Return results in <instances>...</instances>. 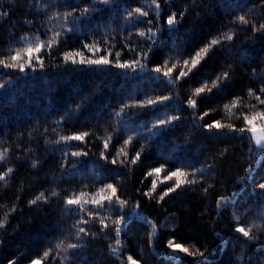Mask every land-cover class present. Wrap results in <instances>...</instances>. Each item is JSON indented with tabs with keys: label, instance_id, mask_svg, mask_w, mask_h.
<instances>
[{
	"label": "trees",
	"instance_id": "trees-1",
	"mask_svg": "<svg viewBox=\"0 0 264 264\" xmlns=\"http://www.w3.org/2000/svg\"><path fill=\"white\" fill-rule=\"evenodd\" d=\"M84 8L89 12L75 24L72 17L64 20V12L80 16ZM136 8L147 13L140 20H151L152 24L138 23L134 11L128 16L126 10ZM56 13L61 14L59 19ZM172 13L179 20L176 30L166 24ZM245 13L249 23L241 30L235 21ZM262 16L260 0H111L107 5L101 0H0V59L12 63L9 57L20 50L19 62L25 63L24 49L45 44L40 53L33 52V60L38 55L43 67L25 63V71L20 72L0 65V84L4 85L0 88V153L6 150L0 174L8 167L13 169L0 181V222H4L0 228V264H31L34 259H41L42 264H124L129 255L139 264H193L194 257L179 252L172 259L167 246L172 238L192 252L203 251L207 264H264V197L255 189L256 183L264 181V154L257 152L248 134L240 139V133H229L227 127L218 134L198 129L195 124L203 121L194 122L190 115L193 110L187 107L191 96L198 99L197 112L216 109L205 121L218 119L236 128L244 126L241 111L249 118L264 112V105L248 96V89L260 95L264 86V32L250 30L253 23L259 26ZM149 28L156 33L155 44L141 43L145 38L139 32L147 33ZM229 29L235 33L233 40L213 47L196 69L175 82L174 91L170 92L159 78L154 79L173 63L175 77L184 59ZM85 43L98 49L95 55L83 48ZM149 47L152 50L147 59H140L143 70L140 65L134 69L115 66L130 62ZM132 48L135 53L129 51ZM105 49L111 52L109 65H80L64 59L65 53L77 51L96 59L107 55ZM116 53L120 54L118 60ZM157 66H161L160 74L153 71ZM225 70L230 72L231 83L221 84L223 92L218 94L213 89L210 99L193 95L201 81L211 86V80ZM158 96L172 98L171 106L163 111L174 115L173 109L178 110L181 120L178 127L150 136L148 128L155 113L139 104ZM236 97L240 98L237 107L224 110V105ZM121 108L124 112L115 116ZM256 124L261 128L264 121L257 119ZM83 133H88L84 141H60L61 136ZM106 140L109 148L104 151ZM121 147L128 155L117 157L116 165L102 159V151L111 159ZM75 151L88 155H65ZM137 151L141 157L136 164L120 163L130 161ZM162 164L169 171H195L196 176L193 183L183 184L157 202L158 194L174 183H161L166 173L159 178L147 176ZM206 165L210 167L201 177L197 170ZM250 166L255 169V179L242 184L240 177ZM153 179L158 187L149 199L144 193ZM108 183L128 201L127 207L120 209L127 224L119 237L123 246L119 257L110 250V245L116 246V225L111 223L118 218L116 208L106 206L93 217L87 210L95 206L85 205L83 213H75L67 211L65 203L72 193L83 192L84 199L110 194L107 190L99 192ZM41 192L46 201L31 204ZM233 193L239 194L237 198L218 209L220 197ZM81 215L94 221L79 225L90 229L89 235L77 249H57L55 245L64 237L65 244L77 242L73 225ZM145 217L154 222V234ZM100 218L108 227L103 228ZM237 222L260 224V230H253L256 238L249 240L235 233ZM49 249L50 255L44 257Z\"/></svg>",
	"mask_w": 264,
	"mask_h": 264
},
{
	"label": "snow or ice",
	"instance_id": "snow-or-ice-1",
	"mask_svg": "<svg viewBox=\"0 0 264 264\" xmlns=\"http://www.w3.org/2000/svg\"><path fill=\"white\" fill-rule=\"evenodd\" d=\"M102 3L104 4H109L111 0H101ZM153 3H157V0H152ZM261 4L264 5V0H260ZM158 7V4H157ZM128 13V16H133V11L135 14H138L136 19L138 23H148L152 24L151 20H140V16H147L146 12H142L141 8H136L135 10H126ZM155 11V9H154ZM89 12L88 8H84L83 11L80 13V16L74 15L73 12H64L63 13V18L65 21L68 20V17H72V23L75 24L76 21L80 19L81 16H85ZM4 15H7V13H3ZM184 13L181 12L180 14V19L183 18ZM248 14L245 13L243 15H239L236 17V23L241 25V30H245L243 26L247 25L249 23V20L246 19V16ZM61 16L60 13H56V19H59ZM260 24L257 27L255 23H253L252 28L250 29L253 32H264V16L260 17ZM158 23V21H157ZM179 23V20L177 19V16L175 13H172V15L168 16L166 20V24L169 26L171 30H176L175 25ZM158 31L160 30L159 28L157 29ZM68 32H71L72 29L68 28ZM56 36H59L60 33H56ZM140 37H144L145 39L141 41V43H149L155 44L157 42L156 39V33L152 31L151 28L148 29L147 33L145 31H140L139 32ZM235 36V33L229 29V33H221L219 36H216L212 38L209 43L199 49L198 51L195 52V54L188 58L183 60V64L181 65V68L179 72L175 75V77L172 76L173 70L176 68V63L172 64V67H169L167 71H164L162 76L159 77H154V79L159 78L162 82L166 84L168 87L169 91H174V84L175 82L179 81L180 79H183L187 77L193 69H196L198 65H200L201 61L207 56L209 51L215 47L218 46L222 43V41H231L233 40ZM21 39H24L23 37ZM51 43V42H50ZM83 48L87 50L88 52L92 53L93 55L96 54L98 49L94 48L93 45L85 43L83 44ZM45 49V44L43 42L37 44L35 48L29 46L23 51L27 53V60L26 64L31 67L33 66L34 63H38L40 67H43V61L40 59V57L37 55L35 58V61L33 60V52L35 53H40L42 50ZM152 50L151 47H149L146 51H143L142 53H138L137 57L130 62H117L115 66L120 69H129L133 68L136 65H140L141 69L143 70L144 65L140 64V59H147L148 53ZM222 50V49H218ZM107 52V49H105ZM130 52L135 53L136 49L132 48L129 49ZM111 55V52H107V55L105 56H99V58L93 59V58H87L84 56L83 51H77V52H67L65 53L64 59L65 61H71L73 64L79 63L80 65H109L112 63L107 56ZM119 53H116V58L118 60L119 58ZM77 57L79 59L77 60ZM9 59L12 61V63H8L5 59H0V65H2L4 68H12V69H19L20 72L25 71V63H20L19 61L22 60V53L20 50H17L15 54L11 55ZM165 65H167L168 61L163 62ZM191 65L188 67V65ZM187 69L186 71L184 69ZM153 71L157 74L161 73V66H157L153 69ZM229 75L230 72L229 70L223 71L221 74L217 75L215 79L211 80V86H209L208 81H201V86L196 87L194 89L193 95L197 98L204 97L206 99L211 98V94L213 92V89H216L217 93L219 94L220 92H223L225 89L221 87V84H223L225 81H228L231 83L229 80ZM164 77H169V79L164 80ZM4 85L0 84V88H3ZM260 95H257L256 92H254L252 89H248V96L249 97H254L255 100L257 101L258 104L264 105V99L261 98L262 95H264V86H262L259 89ZM129 99H135L134 97H129ZM171 100L172 98L170 96H158L156 99H151V98H146L143 102L139 104L140 107H148L149 110L153 113H155L153 117V121L151 123V126L148 128V132L150 136H155L160 134L162 131L174 129L179 126V122L181 120L180 112L178 110L173 109L176 114L174 115H169L166 111H163V109H167L171 106ZM240 98L236 97L232 101H230L228 104L224 105V110L226 111H231L232 108H236L237 104L239 103ZM128 105H125L127 107ZM187 107L192 109L193 111L190 113V115L193 118L194 122H199L203 121V123H196L195 126L200 129V130H207L209 132H212L213 134H218L220 133V130L227 127L229 130V133H240V139L245 138L244 134H248V139L251 141L254 140L255 145L257 146V152H260L264 154V126H262L259 129V132L261 135H256L258 132L256 120L260 119L264 121V112L259 113L258 115H253L251 118H249L248 115L243 114V111H241V119L243 120V127L236 128L234 125H224L221 123L220 120L218 119H213L211 121H205V117H208L211 113L216 111V109L209 108L202 113L197 112L196 109L198 108V99H194L191 96L187 100ZM244 106L241 105V109ZM252 108L255 107V105L251 106ZM79 105H77V108L74 109L78 110ZM124 112V108H121L120 112H115L114 115L119 117L121 113ZM63 119V117L61 118ZM88 135V133H83V134H74L71 136H61L60 141L68 142V141H84L85 137ZM131 140V137L128 138V141ZM128 141H125V143H128ZM59 142V141H58ZM76 147H79V145H74ZM109 148V142L106 140L103 143V149L104 151H107ZM104 151L101 153V157L105 162L111 163L112 165L117 164V157L123 155L127 157V153L124 151V148L121 147L119 151L116 152L115 156H113L111 159H109L108 155L104 154ZM142 151V148H141ZM141 151L135 152L134 156L131 158L130 161H125L121 160V164H125L126 162L130 165L136 164L137 161L140 160L141 157ZM251 151V149H250ZM6 155V150L4 153H0V161H2L5 158ZM65 155H71L73 157H80V156H87L88 152L86 151H75L71 153H65ZM167 163V161H165ZM33 167H36L35 161H33L32 164ZM209 165H206L204 168L198 169L199 174L201 177H203L207 169L209 168ZM13 172V169L11 167H8L7 170L0 174V181L5 180L9 174ZM161 173H166L164 175L163 181L161 183L166 182V181H174V183L169 184V186L163 190L162 194H158L157 196V202L163 201L166 196H168L170 193L175 192L177 189L181 188L183 184H191L194 182V178L196 176V172H186L182 170L181 168H177L176 170H166L165 166L162 164L160 167H155L152 168L151 171L147 173V176L150 177H156L159 178ZM188 176H191L193 179H181V178H186ZM255 179V169L254 167H249L245 173V176L240 177V182L246 183L248 181H251ZM119 183V181H117ZM157 181L156 179H153L151 182V187L148 191L144 193L146 197L149 199H152L153 194L156 193L157 189ZM255 189H259V195L261 197H264V181L258 182L255 185ZM109 191L110 194L107 195H101L99 199H84L85 193L81 192L80 194H75L72 193V195L69 198H66L65 203L68 207L67 211L69 212H75V213H83L85 209V205H93L95 207H90L87 210V214L95 217L97 213L100 211L104 210L105 207H114L117 210L118 218L116 220L111 221L112 224L116 225L113 228V232L115 233L116 236V246L113 247L110 245V250L112 255L119 257V254L123 250V246L121 244L120 240V234L123 231V226L127 224V220L125 219L123 213L120 212V209L127 207L128 201L121 199L120 196L117 194V187L113 183H108L106 184L103 188L99 189L100 193H104L105 191ZM207 191V189H205ZM53 196L57 195V193L53 192ZM239 194L238 193H233L230 197H220V199L217 201V208L224 207L226 205H230L233 200L237 198ZM47 197H45L44 193L41 192L35 199L31 200V204H37L38 201H46ZM107 202V205L104 203ZM71 206H77L75 208ZM135 207H139L137 204ZM135 207H133L132 212L133 214L135 213ZM7 220V217H5V221ZM94 221H90L89 219H86L84 215L80 216V219L77 221L76 224L73 225V229H75V238H76V243H64V240L67 239V237H64V240H61L59 243L55 245L57 249L63 248L65 251L67 249H77L80 246V243L83 239V237H86L89 235L90 229H86L85 227L79 226L80 224H88ZM144 222L149 225L153 229V234L155 232V224L152 221H149L146 217L144 218ZM99 223L103 226V228L108 227L107 224L104 223V219L100 218ZM4 226V222H0V228ZM261 225L257 224L255 222L250 223V224H245L241 222H237L233 231L235 233L240 234L241 238H248L249 240L255 239V235L253 234V230H260ZM103 230V229H101ZM93 236H95V233H91ZM218 238L222 239V237ZM149 239H152V235H150ZM168 248L172 250V259L175 260L177 258L176 253H183L188 256L194 257L193 264H207L206 258H204V252L197 250L196 252L190 251V248L185 246L182 243H178L175 241L174 238L169 239L168 241ZM205 251H207L205 249ZM51 249L48 251H45L43 253L44 257H48L50 255ZM76 254V253H74ZM198 257V258H197ZM10 264H16L15 261H10ZM31 264H42L41 259H34L31 261ZM124 264H139V261L134 259L132 256H127L126 261Z\"/></svg>",
	"mask_w": 264,
	"mask_h": 264
},
{
	"label": "rangeland",
	"instance_id": "rangeland-1",
	"mask_svg": "<svg viewBox=\"0 0 264 264\" xmlns=\"http://www.w3.org/2000/svg\"><path fill=\"white\" fill-rule=\"evenodd\" d=\"M258 128V132L256 133V135H261V133L259 132L260 126L257 125Z\"/></svg>",
	"mask_w": 264,
	"mask_h": 264
}]
</instances>
